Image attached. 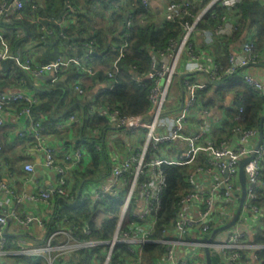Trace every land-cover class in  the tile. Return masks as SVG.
I'll return each mask as SVG.
<instances>
[{"label":"built area","instance_id":"built-area-1","mask_svg":"<svg viewBox=\"0 0 264 264\" xmlns=\"http://www.w3.org/2000/svg\"><path fill=\"white\" fill-rule=\"evenodd\" d=\"M241 1L141 0L142 5L149 10L155 9L154 4H160V18L180 21L183 34L180 39L171 40L167 48L153 54L151 70L138 78L139 84L146 80L152 83L150 108L146 114L127 116L109 106L98 108L112 126L122 128L129 137L139 140V146L113 157L110 173L98 182L93 191L87 186L78 193L82 198H90L98 204L107 196L125 195L115 232L106 242L82 240L72 227L66 228V225H71L67 218L46 221L24 209L19 211L18 207L29 203L50 204L58 196L70 197L68 180L72 169L83 166L86 149L82 145L66 143L58 147L48 141L45 126L35 119L29 107L40 102L34 91L24 87L0 90V124L9 127L16 123L19 127L11 131V135L30 137L27 147L34 152V156L42 157L45 169L55 177V183L48 187L19 192L7 181L13 174L10 164L0 157V167L6 169V174L0 178V190L9 199L7 211H0V257L8 252L4 227L9 220H16L19 225L37 222L44 226H58L57 231L47 232L45 246L40 249L48 254L56 249L65 253L72 249L106 244L108 248L104 253L103 264H148L143 246L145 243L157 242L164 245V253L155 264H208L207 248L210 256H220L221 264L222 261L225 264H242L241 251L255 245L243 241L248 233L244 224L258 222L264 217V210L255 203L264 169V138L259 144V129L235 125L231 129V137L222 140V109L219 105H203L205 99L201 101L199 95L200 91L216 85L213 81L222 80V66L213 55L212 45L237 31L240 21L236 13ZM24 3V0H0V60L13 58L38 83L47 77L51 82L58 81L62 71L71 66L82 74V78L95 75L97 70L87 62L86 56H60L52 62L33 65L29 58L22 60L19 50L11 54L3 36L2 18L12 7L18 18L23 17ZM222 8H225L223 13L219 10ZM66 9V14L74 11L70 4H67ZM66 14L58 22L62 31L69 24L65 20ZM131 23L132 20H129L128 25ZM42 29L51 32L45 26ZM198 34L206 46L201 51L194 40ZM257 40V32L253 30L240 46L231 51L230 66L225 74L242 77L246 83L264 93V65L256 66L261 61ZM127 47L126 39L107 72L109 78L116 77L119 62ZM185 74L182 80L184 99L180 101L174 85L176 78ZM112 88L113 85L102 84L99 91ZM75 90L80 95L86 94L80 84L75 85ZM215 101L219 103L218 98ZM19 102L29 105L18 111L14 107ZM77 121L76 115L71 114L57 121L55 126L64 130ZM1 151L0 143V154ZM243 160L248 161L244 165L246 196L240 216L234 226L225 233L217 232L212 242H209L214 225L220 228L233 220H229L224 204L231 203L238 209L240 207L243 199L240 165ZM165 165H193L194 168L188 174V190L179 200L178 210L171 223L173 227L165 231L164 238L158 239L155 238V225L158 223L166 186ZM24 170L32 173L36 171L35 165L26 162ZM84 233H90L88 227ZM60 234H64L67 241L53 246V240ZM121 244H127L129 253L118 249ZM23 251L21 246L17 253ZM115 255H119L116 261L113 260Z\"/></svg>","mask_w":264,"mask_h":264},{"label":"trees","instance_id":"trees-1","mask_svg":"<svg viewBox=\"0 0 264 264\" xmlns=\"http://www.w3.org/2000/svg\"><path fill=\"white\" fill-rule=\"evenodd\" d=\"M24 2L23 17L18 18L15 13L10 15L6 12L1 22L3 36L9 44L12 55L19 50L22 60L29 58L33 61V65L46 64L60 56H86L87 62L97 71L95 75L89 76L91 80L89 85L83 82L82 74L72 66L62 71L58 81L51 82L44 78L42 83H38L13 58H7L0 60V90L24 87L34 91L40 102L29 107L35 119L45 126V134L57 121L66 119L71 114L76 115L78 121L74 126L77 127V141L66 144L82 145L86 149V155L83 166L72 169L73 178L68 180L67 186L70 197L58 196L54 199L55 207L51 218L59 221L63 218L69 219L71 225H66V228L72 227L76 231V236L82 240L106 242L115 232L125 195L121 193L117 197L107 196L98 204L78 194L80 189H85L86 184L102 181L111 171L106 137L113 127L98 108L109 106L112 109H119L127 116L146 114L150 108L149 94L152 83L146 80L143 84H139L138 78L145 76L151 70L153 54L167 48L171 40L180 39L183 25L180 21L163 20L155 9H146L141 0H83V2L82 0H24ZM67 4H70L74 11L66 14ZM219 10L223 13L225 8ZM65 14V20L69 21V24L62 31L58 22ZM236 15L240 21L237 31L212 45L213 54L222 66L224 82L199 92L201 101L205 99L203 105L207 106H217L219 103L215 99L221 101V98L228 93L235 97V104L227 109L223 120L222 140L231 137V129L235 125H241L245 129L260 130L261 118L264 116V93L246 83L242 77H229L225 74L230 66L232 49L240 46L251 31L257 32L258 47L264 46V0H242L238 4ZM96 17H107L111 24L98 25L95 21ZM129 20H132L131 25H128ZM42 26L51 32H46ZM126 39L128 47L119 62V71L115 78H109L107 72L110 71L111 64ZM77 84L85 89L86 94L80 95L76 92ZM102 84L113 85V88L100 92L99 86ZM28 105L19 102L14 108L19 111ZM9 130L7 125L0 124L2 145L0 157L12 166V170L14 159L9 151L14 144L8 139V136L9 138L11 136ZM30 140V137L16 139L23 146H26ZM97 145L99 148L96 147ZM88 157H90L89 162ZM193 168V165L164 166L167 178L162 196V208L158 223L155 225V238H164L165 231L173 227L171 223L178 210L180 198L188 190L187 178ZM255 203L264 210V169ZM224 209L230 220L235 217L238 207L226 203ZM100 215L103 216L98 220L97 216ZM46 226L48 233L58 230L57 225ZM218 226L214 225L211 228V234L219 228ZM87 227L90 230L89 234L84 233ZM251 228L252 235L247 233L243 241L258 247L251 251H241L240 262L252 264L255 255L258 264H264V217L252 223ZM5 236L8 252L0 257V264H3L1 260L4 258L11 261L9 264H103L104 253L108 248V245L101 244L72 249L65 253L58 249L50 254L17 253L21 248L18 240L12 236ZM66 238L64 234L57 235L52 245L59 246L66 241ZM118 249L129 253L127 244H121ZM143 250L147 263L155 264L157 258L164 253V245L149 242L144 244ZM118 259L119 255L113 258L114 261ZM211 260L212 264H221L219 255L211 254ZM222 264L225 263L222 261Z\"/></svg>","mask_w":264,"mask_h":264},{"label":"crops","instance_id":"crops-1","mask_svg":"<svg viewBox=\"0 0 264 264\" xmlns=\"http://www.w3.org/2000/svg\"><path fill=\"white\" fill-rule=\"evenodd\" d=\"M42 1V0H40ZM83 2V0H82ZM155 9L158 14H161L160 4L156 3L154 4ZM109 12V11H108ZM14 8H10L8 14H14ZM108 15V13H107ZM96 23L98 25H102L104 23L111 24V21H109V18L105 17H96ZM194 40L196 41V47L198 50H203V48H206L204 42L200 38L199 34L195 35ZM247 36V35H246ZM234 50V49H232ZM261 58L260 62L256 64V66L264 65V46L259 47ZM2 51V48L0 46V53ZM214 55V54H213ZM217 56V54H216ZM215 57V55H214ZM97 64V63H96ZM198 77H201V75H196ZM47 77L46 79H48ZM43 80V79H41ZM83 82L87 85L91 83V80L89 77H84ZM182 80L181 76L176 78V85H174V90L178 93L179 100L182 99L183 94V88H182ZM95 90V89H94ZM96 91V90H95ZM235 97L233 94H226L224 97L221 98V101H219V108L222 109V118H225L226 111L229 107L233 106L235 104ZM223 124V121H222ZM19 126L16 123L10 124V132L14 131ZM113 129H111L108 132V135L106 137V150L108 154V162L110 167L112 166L114 156L116 154L123 155L124 153H127L130 148L134 146H139V140H134L133 138L129 137L125 130L122 128L112 126ZM47 136L48 141L58 147H61L66 142L76 143L77 141V127L74 124L66 128L64 130L54 127H49L47 130ZM18 137H15V135H11L10 138L8 136V139H10L14 146L12 149H10L9 154L14 159L12 160L13 164V174L9 179L7 180L11 187H15L19 192H31V191H37L38 189L42 187H48L51 184L55 183V177L54 175L45 169L43 165L42 157L39 155L34 156L33 151L26 146H23V144L16 141ZM105 141V136L103 137V142ZM99 148V146H96ZM85 148V147H84ZM2 158V157H1ZM90 157H88L87 161L89 162ZM26 162H32L35 165L36 171L34 172H26L24 170V165ZM12 167V166H11ZM0 174L1 177L6 174V169L0 167ZM72 174L70 175L69 179H72ZM96 183V182H94ZM92 183V184H94ZM92 184H86L84 187L92 186ZM98 185V183H97ZM81 190V189H80ZM93 190V189H90ZM9 203L8 197L4 195V193L0 190V211L6 212L8 207L7 204ZM54 201H52L50 204L45 203H29L24 205L23 207H18L19 211L26 210L28 213H32L35 215H38L42 219H46V221L50 220L52 217V213L54 210ZM48 219V220H47ZM252 222H245L244 228L245 231L250 233L252 235V228H251ZM227 230V229H226ZM226 230H222V233H225ZM48 228L46 225H40L39 223L29 224V225H19L16 220H10L8 225L4 227V234L7 236H12L18 240V244L21 245L24 248V251L22 253H40L42 252L40 249L45 246V240L47 237ZM18 238V239H17ZM67 241V238H66ZM250 244V243H248ZM18 245V246H19ZM20 246V247H21ZM254 247L248 248L247 251H251L258 247V245H253ZM2 259V258H1ZM3 264H9L11 261L7 258H4L1 260ZM8 262V263H6ZM252 264H258L255 255L253 258Z\"/></svg>","mask_w":264,"mask_h":264},{"label":"water","instance_id":"water-1","mask_svg":"<svg viewBox=\"0 0 264 264\" xmlns=\"http://www.w3.org/2000/svg\"><path fill=\"white\" fill-rule=\"evenodd\" d=\"M184 76H186V74L185 75H181V79ZM223 82H224V80L213 81V83L216 84V85H221ZM183 99H184V91H183V94H182V100ZM182 106H183V102H182L180 108H182ZM263 138H264V116L261 118V122H260V141H259V144L262 142ZM247 161L248 160H243L241 162V165H240V176H241L242 185H243V199L241 201L240 207H239L235 217L233 218V220L230 223H228V224H226V225H224V226H222L220 228H217V229H215L213 231L211 237L208 240L209 242H212V240H213V238H214V236H215V234L217 232L222 231V230H226V229L231 228L232 226H234V224L236 223V221L238 220V218L240 216V213H241V210H242V205H243V202H244V199H245V196H246V174H245V171H244V165H245V163ZM206 254H207L208 264H212L209 248L206 249Z\"/></svg>","mask_w":264,"mask_h":264},{"label":"rangeland","instance_id":"rangeland-1","mask_svg":"<svg viewBox=\"0 0 264 264\" xmlns=\"http://www.w3.org/2000/svg\"><path fill=\"white\" fill-rule=\"evenodd\" d=\"M96 186H97V183L92 184L91 189H95ZM92 191H93V190H92ZM100 216H101V215H100ZM97 218L100 219L101 217H98V216H97ZM220 232L222 233V231H220Z\"/></svg>","mask_w":264,"mask_h":264}]
</instances>
